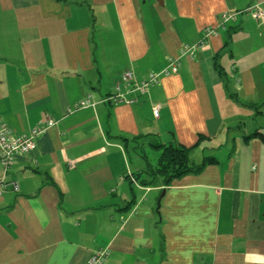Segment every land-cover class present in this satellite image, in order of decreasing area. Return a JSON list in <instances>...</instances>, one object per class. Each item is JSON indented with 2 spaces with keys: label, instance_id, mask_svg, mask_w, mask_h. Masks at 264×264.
I'll list each match as a JSON object with an SVG mask.
<instances>
[{
  "label": "crops",
  "instance_id": "1",
  "mask_svg": "<svg viewBox=\"0 0 264 264\" xmlns=\"http://www.w3.org/2000/svg\"><path fill=\"white\" fill-rule=\"evenodd\" d=\"M255 10L264 0H0V119L16 134L52 122L6 173L18 191L0 188V264H88L101 249V264H264ZM170 58L177 71L133 104L109 99L125 70L140 81ZM168 142L209 163L146 184Z\"/></svg>",
  "mask_w": 264,
  "mask_h": 264
},
{
  "label": "built area",
  "instance_id": "2",
  "mask_svg": "<svg viewBox=\"0 0 264 264\" xmlns=\"http://www.w3.org/2000/svg\"><path fill=\"white\" fill-rule=\"evenodd\" d=\"M253 17L263 18L264 13L259 10L253 12ZM231 18L230 15H223L224 21ZM214 29H205V37L214 34ZM206 44L204 40H200L197 44L184 45L180 50V55L192 54L196 48H201ZM179 58H170L169 63L165 69L160 72H150L147 78L143 80H137L135 74L131 70H125L120 81L115 86V92L109 97L114 103H129L133 104L136 98L130 96L131 93H146L149 87L156 83L162 74L174 73L178 69ZM94 102L91 101L90 95L85 96L79 100L74 109L85 108L93 106ZM159 114V106L155 104L153 106V115L157 117ZM49 125H52L51 121L43 126L34 127L28 134H16L11 128L0 121V165L2 174L0 176V188L10 187L13 191H18V183L14 179H7L6 173L12 166L16 158L22 154L30 152L36 148V137L39 136ZM107 255L105 249H101L93 253L88 260V264H101L104 257Z\"/></svg>",
  "mask_w": 264,
  "mask_h": 264
},
{
  "label": "trees",
  "instance_id": "3",
  "mask_svg": "<svg viewBox=\"0 0 264 264\" xmlns=\"http://www.w3.org/2000/svg\"><path fill=\"white\" fill-rule=\"evenodd\" d=\"M147 76L145 78H147ZM134 94L143 95L145 93L141 94L136 92ZM132 97L137 98L136 96L133 95ZM152 113H153V107H152ZM0 121L7 125V123L2 121L1 119ZM261 138H263L264 140L263 136H261ZM155 146L157 148H160L161 151L160 157H159L158 165L155 166L154 169H149V173H148L149 180L146 182V184H153L154 181L160 178L166 185H168L174 179L184 174H187L189 172L200 171L205 163H209V159L207 158L202 164L199 165L191 164L189 161V149L174 142L159 143L158 145ZM143 181L145 182V179Z\"/></svg>",
  "mask_w": 264,
  "mask_h": 264
},
{
  "label": "rangeland",
  "instance_id": "4",
  "mask_svg": "<svg viewBox=\"0 0 264 264\" xmlns=\"http://www.w3.org/2000/svg\"><path fill=\"white\" fill-rule=\"evenodd\" d=\"M152 148H154V147H152ZM152 148H151V149H152ZM146 149H149V148L147 147Z\"/></svg>",
  "mask_w": 264,
  "mask_h": 264
}]
</instances>
